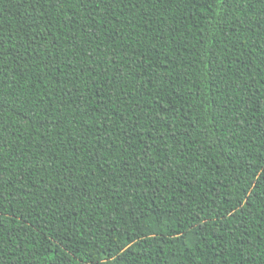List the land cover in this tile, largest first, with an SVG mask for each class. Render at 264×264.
I'll return each instance as SVG.
<instances>
[{"label":"trees","instance_id":"1","mask_svg":"<svg viewBox=\"0 0 264 264\" xmlns=\"http://www.w3.org/2000/svg\"><path fill=\"white\" fill-rule=\"evenodd\" d=\"M0 264H264V0H0Z\"/></svg>","mask_w":264,"mask_h":264}]
</instances>
